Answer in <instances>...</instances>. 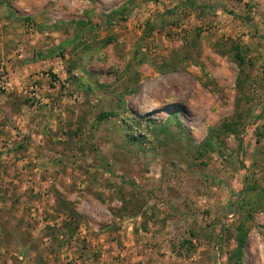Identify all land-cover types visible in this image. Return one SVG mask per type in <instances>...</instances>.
Here are the masks:
<instances>
[{"label":"rangeland","instance_id":"obj_1","mask_svg":"<svg viewBox=\"0 0 264 264\" xmlns=\"http://www.w3.org/2000/svg\"><path fill=\"white\" fill-rule=\"evenodd\" d=\"M0 264H264V0H0Z\"/></svg>","mask_w":264,"mask_h":264},{"label":"trees","instance_id":"obj_2","mask_svg":"<svg viewBox=\"0 0 264 264\" xmlns=\"http://www.w3.org/2000/svg\"><path fill=\"white\" fill-rule=\"evenodd\" d=\"M234 51H235L236 60L239 61L240 63H242V58L240 56L239 49L236 47V48H234ZM111 116H112L111 114H100L97 116V122H103V121L107 120L108 118H110ZM236 254L237 255L239 254V250L237 251Z\"/></svg>","mask_w":264,"mask_h":264}]
</instances>
